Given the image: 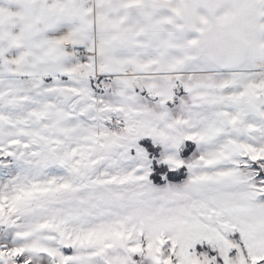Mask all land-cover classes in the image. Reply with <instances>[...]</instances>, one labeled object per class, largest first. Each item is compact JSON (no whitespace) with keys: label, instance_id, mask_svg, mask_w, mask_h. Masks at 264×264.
I'll return each mask as SVG.
<instances>
[{"label":"snow or ice","instance_id":"6c2138e0","mask_svg":"<svg viewBox=\"0 0 264 264\" xmlns=\"http://www.w3.org/2000/svg\"><path fill=\"white\" fill-rule=\"evenodd\" d=\"M0 264H264V0H0Z\"/></svg>","mask_w":264,"mask_h":264}]
</instances>
